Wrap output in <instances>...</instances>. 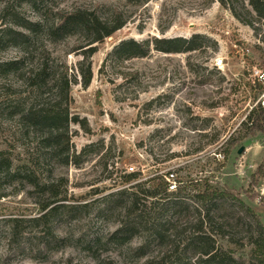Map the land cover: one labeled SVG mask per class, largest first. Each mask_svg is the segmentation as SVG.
I'll return each instance as SVG.
<instances>
[{
    "label": "rangeland",
    "instance_id": "1",
    "mask_svg": "<svg viewBox=\"0 0 264 264\" xmlns=\"http://www.w3.org/2000/svg\"><path fill=\"white\" fill-rule=\"evenodd\" d=\"M76 7L104 14L119 9L126 20L88 58L92 80L87 88L81 86L77 73L81 56L75 50L81 35L50 42L38 34L26 49L0 44V65L25 59L20 67L24 74L42 67L51 81L67 68L75 82L61 108L67 109L70 118L84 121L88 130L68 124V155L73 158L64 163V157L50 153L41 136L23 130L12 113L18 102L27 101L26 86L11 74L0 75V160L6 158L10 164L0 170V264H94L95 253L85 251L78 239L117 228L118 216H94L101 205L97 200L120 189L125 172H138L143 181L156 171H174L180 183L177 188L189 180L209 177L215 188L238 197L264 227V201L256 202L264 178L254 186V197L246 194L252 174L264 162V131L245 139L240 131L241 123L258 104L259 75L264 74V20L258 21L249 0H150L145 4L136 0H0V35L13 26L15 17L50 21L59 11ZM195 34L200 37L197 49L186 53L167 55L150 49L145 58L136 59L112 54L122 40L190 39ZM217 59L223 60L221 70L214 66ZM54 100L50 95L43 102L50 106ZM228 138L237 141L223 161ZM241 147L244 151L238 155ZM217 164L223 165L220 171L215 170ZM51 183L58 184L61 204L79 208L70 213L59 211L51 219L54 230L65 239L64 245L47 254H30L10 246L4 220L36 217L37 204L52 196L43 185ZM229 208L244 216L237 201L231 200ZM217 214L212 229L218 246L231 251L236 260L248 262L246 228L225 230V238L220 239L216 232L224 213ZM162 218L170 223L165 230L171 242L167 240L168 255L171 260L182 258L198 216L195 212H169ZM244 222L253 224L251 219ZM24 229L29 231V225ZM143 237L139 233L132 246L140 245ZM232 238L236 244L229 243ZM108 248L97 254L108 255L118 264L132 262L127 246ZM155 254L154 248L146 251V256Z\"/></svg>",
    "mask_w": 264,
    "mask_h": 264
},
{
    "label": "trees",
    "instance_id": "2",
    "mask_svg": "<svg viewBox=\"0 0 264 264\" xmlns=\"http://www.w3.org/2000/svg\"><path fill=\"white\" fill-rule=\"evenodd\" d=\"M125 1L131 3L134 0ZM136 1L145 4L150 0ZM249 5L258 21H263L264 0H249ZM11 21L13 26L2 31L0 44L21 46L26 49L38 34L44 35V38L50 42L61 40L67 36L81 35L78 48L75 51H79L81 56V60L77 63V73L83 88H87L92 80L91 65L87 60L95 54L96 45L111 37L126 24L124 14L119 9L113 8L104 14L96 9L85 7L63 9L57 13L56 18L50 21L45 19L39 21L20 20L16 17ZM198 39L200 37L195 34L190 39L180 37L150 38L144 42L133 39L122 40L114 47L112 54L120 59H136L145 58L150 49L167 55L186 53L197 49L195 43ZM23 53L27 54L28 52L25 50ZM23 60L25 59L0 65L1 76L11 74L22 81L28 89L27 101L18 102L12 113L18 117V123L23 130L41 136V142L49 149L50 153L58 158L64 157V163L68 164L73 158L68 155V124L71 122L88 131L84 121L70 118L67 109L61 108L63 99L68 97L71 85H73L72 81L75 82V80H72L68 75L67 68L55 74L51 81L42 67L24 74L20 69L23 67ZM259 87V92H261L262 87L260 85ZM50 95L55 100L52 105L48 106L44 104L43 100ZM18 108H21L20 112H16ZM240 126V131H244L242 139L250 137L256 132H263L264 108L257 104ZM236 141L233 138H228L224 143L223 161L229 156ZM170 157L169 159H171ZM9 165L6 158L0 160V170L8 169ZM222 166V164H217L215 170L220 171ZM158 173L156 171L147 179L142 178L144 180L140 181L141 174L138 172H125L121 177L123 186L97 200L101 205L95 210L94 217L101 218L108 214H114L120 219L113 232H107L104 235L91 234L78 239L85 251L95 253L92 256L94 264H118L108 255L97 254L98 250L107 252L108 247L112 246L115 248L127 246L132 257L130 264H264V227L255 217L253 211L241 203L238 197L215 188L209 177L202 180H189L182 187L177 188L176 184L179 182L175 180L174 171L173 173ZM31 177L28 176L29 181L32 180ZM263 178L264 162L251 176L250 187L246 191L249 197H254L253 188ZM167 179L174 181L175 187L171 191L169 190L171 184ZM43 187L48 189L52 196L50 195L43 203L37 204L39 213L36 217L25 220L10 216L4 220V223L7 224L8 244L23 252L28 251L30 254L34 251L47 254L53 249L62 247L65 239L54 230V222L51 219L59 211L70 213L79 209L77 206L61 204V200L58 199L57 183L43 185ZM187 190L193 194L190 198L185 196ZM231 200L237 201L240 212L243 211L244 216H239V212H236L235 215V212L229 211ZM156 207H160L158 213H155ZM80 208H84V206ZM169 212L178 215L183 212H195L198 216L194 236L184 246V256L174 260L170 259L166 248L169 237L166 236L165 230L170 226V223L169 220L166 221L162 218ZM217 213H224L220 216V223H218L216 232L219 233L218 238H225V230L235 231L237 228H246L245 242L250 246L247 254L248 262L236 260L231 251L226 252L218 246L216 236H214L217 234H214L212 229L214 218H219ZM245 219H251L252 226L247 225L244 222ZM25 224L29 225V231L24 229ZM139 233H143L144 240L140 245L132 246ZM229 243L236 244L237 242L232 238L229 239ZM150 248L155 249V256H146V251ZM31 257L34 258V256Z\"/></svg>",
    "mask_w": 264,
    "mask_h": 264
},
{
    "label": "built area",
    "instance_id": "3",
    "mask_svg": "<svg viewBox=\"0 0 264 264\" xmlns=\"http://www.w3.org/2000/svg\"><path fill=\"white\" fill-rule=\"evenodd\" d=\"M214 66L221 70L224 65H223V60L222 59H217V60H214ZM259 79L260 81L258 83H260L261 87H262V91L260 92V96H259V99H258V104L264 108V74L260 73L259 75ZM132 171V168L130 169ZM170 178H172V176H170ZM167 181L170 183V179H167ZM173 181V180H172ZM175 187L174 185V181L172 182V184L170 185L169 187V190H173ZM261 201H264V187H262L259 192H258V197L256 199V202L257 203H260Z\"/></svg>",
    "mask_w": 264,
    "mask_h": 264
},
{
    "label": "water",
    "instance_id": "4",
    "mask_svg": "<svg viewBox=\"0 0 264 264\" xmlns=\"http://www.w3.org/2000/svg\"><path fill=\"white\" fill-rule=\"evenodd\" d=\"M243 151H244V147H241V148L238 150L237 154H238V155H241Z\"/></svg>",
    "mask_w": 264,
    "mask_h": 264
}]
</instances>
